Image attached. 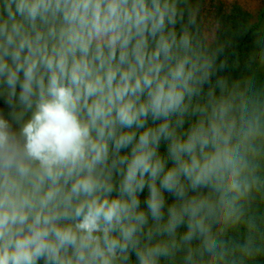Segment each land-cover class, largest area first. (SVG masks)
<instances>
[{
	"label": "clouds",
	"instance_id": "9594fccd",
	"mask_svg": "<svg viewBox=\"0 0 264 264\" xmlns=\"http://www.w3.org/2000/svg\"><path fill=\"white\" fill-rule=\"evenodd\" d=\"M223 53L188 0H0V264H264V80Z\"/></svg>",
	"mask_w": 264,
	"mask_h": 264
},
{
	"label": "trees",
	"instance_id": "16d2710c",
	"mask_svg": "<svg viewBox=\"0 0 264 264\" xmlns=\"http://www.w3.org/2000/svg\"><path fill=\"white\" fill-rule=\"evenodd\" d=\"M191 10L201 34L211 46H223L220 60H227L226 72L233 71V66L239 64L233 74H255L264 80V67L259 64L261 48L254 43L264 32V6L257 13L237 0H198ZM253 56L256 60H252ZM246 63L250 64L249 68L244 67Z\"/></svg>",
	"mask_w": 264,
	"mask_h": 264
},
{
	"label": "rangeland",
	"instance_id": "374dc122",
	"mask_svg": "<svg viewBox=\"0 0 264 264\" xmlns=\"http://www.w3.org/2000/svg\"><path fill=\"white\" fill-rule=\"evenodd\" d=\"M197 1L198 0H188L190 8L192 6V8L194 9V5L195 3H197ZM237 1H239L241 5L244 6L246 9L252 12H254L255 10L257 11V13L258 11L260 12L262 7L264 6V0H237ZM259 40L264 42V32L260 34Z\"/></svg>",
	"mask_w": 264,
	"mask_h": 264
}]
</instances>
